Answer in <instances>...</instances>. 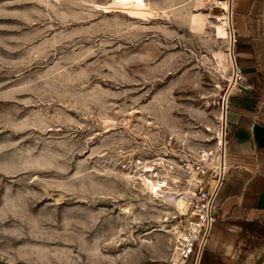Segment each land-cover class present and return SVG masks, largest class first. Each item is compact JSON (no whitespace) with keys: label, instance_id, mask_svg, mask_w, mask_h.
<instances>
[{"label":"rangeland","instance_id":"obj_1","mask_svg":"<svg viewBox=\"0 0 264 264\" xmlns=\"http://www.w3.org/2000/svg\"><path fill=\"white\" fill-rule=\"evenodd\" d=\"M225 17L199 0H0V264H185L221 170Z\"/></svg>","mask_w":264,"mask_h":264},{"label":"crops","instance_id":"obj_2","mask_svg":"<svg viewBox=\"0 0 264 264\" xmlns=\"http://www.w3.org/2000/svg\"><path fill=\"white\" fill-rule=\"evenodd\" d=\"M232 14L234 32L241 38L240 56L253 59L256 72L264 75V0H236ZM242 90L248 87L233 95ZM228 117L231 166L216 212L221 225L210 234L202 264H264V92L253 111L232 107ZM230 213L234 221L255 226L248 231L237 222L227 223Z\"/></svg>","mask_w":264,"mask_h":264},{"label":"trees","instance_id":"obj_3","mask_svg":"<svg viewBox=\"0 0 264 264\" xmlns=\"http://www.w3.org/2000/svg\"><path fill=\"white\" fill-rule=\"evenodd\" d=\"M241 49H242L241 38L237 34V32H235L234 52H235L236 65L243 77V79L240 81V84L248 87V90H245V91L242 90L239 94L230 95L228 97L227 114L230 112V109L232 107H240L248 111H253L257 107V105L260 103L262 99V92H264V75H261L256 72L253 59L243 58L240 56ZM227 122H228V126L226 128L225 151H226V154L228 155V153L230 152L231 138L233 135L232 133L233 131H232V127L228 120ZM229 173L230 171H227L224 174L223 180L221 182V185L217 191L216 197L212 204L211 212H212V217L214 218V220L211 223L209 234H212L217 229V227L221 225L220 220H218L216 217V212L218 210L220 203L222 202L224 198L225 194L223 192L224 191L223 189L225 188L226 180H227ZM229 218L230 219H228V221L226 220L227 223L237 222V224L242 226L243 229H247L248 231H251V229L255 226V222L247 223V222H242V221H234L233 220L234 217L231 215V213L229 215ZM196 248H197V245L196 243H194L191 249V253L188 255L185 264L193 263ZM204 250L205 249L203 248L199 264L203 263Z\"/></svg>","mask_w":264,"mask_h":264},{"label":"water","instance_id":"obj_4","mask_svg":"<svg viewBox=\"0 0 264 264\" xmlns=\"http://www.w3.org/2000/svg\"><path fill=\"white\" fill-rule=\"evenodd\" d=\"M227 28L229 31V48H228V55H229V59L232 65V76H231V81L229 82L224 96H223V100L221 103V131H220V164H221V170H220V175L218 177L217 183L213 189L210 201H209V207H208V222H207V226L205 229V233L203 235V238L200 242L199 247L197 248V252H196V256H195V260H194V264H199L200 261V257L202 254V248L204 246L206 237L208 235V232L210 230L211 227V223H210V204L213 200V198L216 196L217 191L221 185V182L223 180L224 177V155H225V144H226V113H227V100L228 97L230 96V92L232 91V87L233 84L235 82V75H236V59H235V52H234V27H233V23H232V0H228V10H227Z\"/></svg>","mask_w":264,"mask_h":264},{"label":"built area","instance_id":"obj_5","mask_svg":"<svg viewBox=\"0 0 264 264\" xmlns=\"http://www.w3.org/2000/svg\"><path fill=\"white\" fill-rule=\"evenodd\" d=\"M203 5H205L206 7H208L209 9H219V10H223L224 12H226V15H227V10H228V0H199ZM233 1L232 0V10H233ZM233 13V11H232ZM234 43H235V32H234ZM243 79L238 67L236 68V75H235V82L234 83H237ZM234 86V84H233ZM242 87H246V86H243ZM225 173V171H224ZM211 195L212 193H209L208 194V191H205L203 193H200V200H205V203L202 204V209L204 211V215L203 216H200V223L197 225L196 223H193L194 226H196L197 228H201V226L204 225V222L207 223V213H208V207H209V201H210V198H211ZM215 198V197H214ZM213 198V200H214ZM213 200L210 204V223H212V221L214 220V218L212 217V212H211V209H212V204H213ZM197 238V237H196ZM198 242L197 239H195V241H193V243H191L189 246H188V249L187 251L184 252V257L187 259L188 255L191 253V249H192V246L194 243Z\"/></svg>","mask_w":264,"mask_h":264},{"label":"bare ground","instance_id":"obj_6","mask_svg":"<svg viewBox=\"0 0 264 264\" xmlns=\"http://www.w3.org/2000/svg\"><path fill=\"white\" fill-rule=\"evenodd\" d=\"M125 6H127V5H125ZM128 8H131V9H139V8H141L140 6H135V5H129L128 6ZM137 9V10H138ZM134 10L132 11V10H130V11H132V12H134ZM130 11H128V12H130ZM136 11V10H135ZM139 11V10H138ZM137 11V12H138ZM144 12H147V11H144ZM142 13V12H141ZM226 21H227V15H226ZM227 30H228V28H227ZM228 33H229V31H228ZM229 35V34H228ZM225 54V53H224ZM217 55V54H216ZM227 55H228V53H226V57H227ZM228 57H229V55H228ZM225 57H223V59H224ZM235 84V83H234ZM234 87V86H233ZM233 87H232V89H233ZM221 118V113H220V115H219V119ZM218 140H220V132H219V135H218ZM206 155H208V154H206ZM205 157V156H204ZM219 165V164H218ZM225 164H224V166H223V169L225 170ZM146 180V184H147V187H148V189H149V191L150 192H152V193H155V194H157V193H159V191H162V186L165 184V182L164 181H151L150 179H145ZM180 200V199H179ZM182 201V200H181ZM180 201V202H181Z\"/></svg>","mask_w":264,"mask_h":264}]
</instances>
